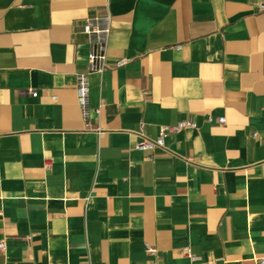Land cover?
Segmentation results:
<instances>
[{
	"label": "crops",
	"instance_id": "obj_1",
	"mask_svg": "<svg viewBox=\"0 0 264 264\" xmlns=\"http://www.w3.org/2000/svg\"><path fill=\"white\" fill-rule=\"evenodd\" d=\"M263 5L0 0V264H260ZM87 16L110 19L102 71Z\"/></svg>",
	"mask_w": 264,
	"mask_h": 264
},
{
	"label": "built area",
	"instance_id": "obj_2",
	"mask_svg": "<svg viewBox=\"0 0 264 264\" xmlns=\"http://www.w3.org/2000/svg\"><path fill=\"white\" fill-rule=\"evenodd\" d=\"M264 8V5L262 6ZM111 32V23L109 17H92L87 16L82 22V33L92 38V47L88 54L89 70L90 71H102L106 66L107 59V46L108 39ZM179 48L181 46H178ZM126 59L121 60L119 65L125 64ZM79 103L85 116V126L90 128L91 124L88 118V100H89V82L88 75L86 73L80 74L79 82L77 85ZM33 96H38V90H31ZM56 98V96H54ZM212 116H209V120L212 121ZM220 123H225V116L219 118ZM144 126V123H142ZM185 128L196 129L198 123L191 119L180 120L173 124H164L160 127L159 135L156 138L144 137L141 141L135 144L137 150H150L153 151L156 148L165 147L166 138L171 136ZM2 212L0 211V214ZM0 248H5V242H0ZM149 250L153 251V247H149ZM184 253L193 257L190 253L189 247L183 249ZM211 264H216L211 262ZM260 264H264V257L260 259Z\"/></svg>",
	"mask_w": 264,
	"mask_h": 264
}]
</instances>
